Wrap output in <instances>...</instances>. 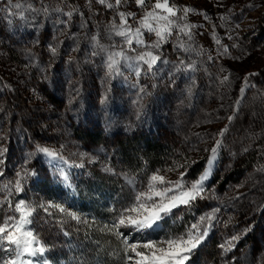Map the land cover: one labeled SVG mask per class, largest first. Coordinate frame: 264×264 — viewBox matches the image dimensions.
I'll use <instances>...</instances> for the list:
<instances>
[{"label":"rangeland","instance_id":"obj_1","mask_svg":"<svg viewBox=\"0 0 264 264\" xmlns=\"http://www.w3.org/2000/svg\"><path fill=\"white\" fill-rule=\"evenodd\" d=\"M156 2L0 0V226L24 200L45 248L0 241V264H136L127 244L164 246L209 214L184 264H264V0H168L163 40L142 26ZM138 28L142 44L119 34ZM206 173L202 196L117 235L153 175L171 196Z\"/></svg>","mask_w":264,"mask_h":264},{"label":"snow or ice","instance_id":"obj_2","mask_svg":"<svg viewBox=\"0 0 264 264\" xmlns=\"http://www.w3.org/2000/svg\"><path fill=\"white\" fill-rule=\"evenodd\" d=\"M100 2L105 3L106 0H100ZM115 2L116 4H119L120 0H115ZM137 3L143 5L144 0H137ZM112 6V4H108V7ZM156 9L163 10L170 16H175L176 11L174 7L169 6L168 0H163V2L157 0L154 5V10L149 12L142 21L143 27L148 28L150 31H155L156 35L160 37V40H163L165 38L164 33L170 31L171 21H169L168 16H161L160 13L156 12ZM183 11L187 13L190 9H184ZM120 15L121 19L124 20V23L126 24L127 21L124 19L125 14L121 13ZM128 15L132 14L129 13ZM151 20L157 22L165 20L168 21V24L153 29L152 24L150 23ZM185 28H187V25H185ZM119 34L126 36L129 45L132 44V36L136 37L137 43H143V40L140 38L141 33L139 28L131 36L126 31H122ZM158 44L159 42L154 46L158 47ZM115 55H120V53ZM158 58V56H153L151 52H146L138 57V59L145 61L149 68L156 63ZM109 59L112 60V64L109 65V67H111L116 61L112 59V57ZM225 79H227V77H225ZM217 145H219V141H217ZM38 150L44 152L48 156L56 155L47 148H39ZM211 151L214 157L216 148H213ZM211 163L212 159L209 160V164ZM65 179H67V177H65ZM207 179L208 175L206 173L202 175L199 180L193 182L187 190H181L178 194L169 196L168 193L173 192L174 188L169 187L163 190H157L156 184H164L165 180L162 176L153 175L148 186V191L139 193L136 196L135 204L123 210L118 219V223L114 224L113 227L117 229V235H122V233H119L118 231L120 226H132L137 230L151 228L157 221L163 218L162 214H168L178 205H187L197 197L202 196V193L204 192V181ZM175 188L183 189L182 183L180 181L175 182ZM17 190H20L19 181L17 182ZM155 197H159V199L157 200ZM146 201H151L152 203L149 205ZM54 207L58 208L61 212L66 211L60 205H55ZM33 210L34 209L31 205L27 204L24 200H21L15 206V211L19 213V217H10L8 221H5L4 224L0 226V241H6L9 245H14L15 248L13 251L16 252L17 258L23 254L35 256L37 253H43L45 251L44 246L40 244L37 237L26 227L31 223L29 217L32 215ZM125 213L128 214L126 215ZM131 213H135L136 215L133 216ZM68 215H70L72 219H80V217L74 212H69ZM212 218V214L200 217V222L192 224L184 235L162 241L161 244L164 246H160L155 242H148L142 245L127 244V239H125L124 243L127 244L128 250L135 252L136 256L140 258L136 261V264H184L189 258L187 254L195 249L208 234L207 227L201 231V225L205 220L210 221ZM9 221H14V223L10 224ZM232 239L235 240L237 238L233 237ZM34 245L36 246L34 247ZM231 246V241H229L228 248ZM221 247L225 246L222 245ZM138 248L148 249L149 254L137 251ZM225 250H227V248ZM129 259H131V257H129ZM5 264H16V260L6 261Z\"/></svg>","mask_w":264,"mask_h":264}]
</instances>
